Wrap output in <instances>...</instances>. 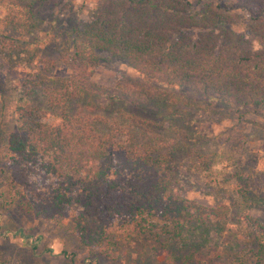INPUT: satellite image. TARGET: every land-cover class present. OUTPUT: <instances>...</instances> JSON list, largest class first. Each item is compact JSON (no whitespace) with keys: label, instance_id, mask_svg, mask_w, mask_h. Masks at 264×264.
Here are the masks:
<instances>
[{"label":"trees","instance_id":"1","mask_svg":"<svg viewBox=\"0 0 264 264\" xmlns=\"http://www.w3.org/2000/svg\"><path fill=\"white\" fill-rule=\"evenodd\" d=\"M39 1L0 0V31L31 32ZM236 27L249 38L235 37ZM101 50L125 58L137 76L95 82ZM64 55L70 76L43 87V102L19 103L20 124L7 139L11 188L29 210L50 220L69 214L81 243L93 248L109 246L117 226L171 243L189 224L229 217L228 203L205 205L175 188L171 160L183 145L208 158L189 135L167 136L149 118L96 101L139 108L163 101L177 117L185 114L173 109L180 90L188 105L194 95L264 109V0H104ZM74 100L85 104L72 111ZM38 178L45 189L33 190Z\"/></svg>","mask_w":264,"mask_h":264},{"label":"rangeland","instance_id":"2","mask_svg":"<svg viewBox=\"0 0 264 264\" xmlns=\"http://www.w3.org/2000/svg\"><path fill=\"white\" fill-rule=\"evenodd\" d=\"M104 0H45L35 3L36 27L19 35L0 31V264H264V109H233L221 102L193 95V104L182 96L173 116L163 101L145 108L108 102L110 110H124L149 118L167 136L195 142L202 161L183 145L171 160L175 188L187 198L213 206L228 203L225 220L189 224L181 238L170 242L153 234H135L132 227L117 226L107 247H88L74 231L71 217L46 219L29 210L11 188L7 167L8 135L20 122L19 103L43 102V87L55 85L71 74L64 54L73 49L77 31L94 19ZM5 9L0 6V19ZM1 26V22H0ZM235 37L248 39L236 27ZM260 42H254L256 48ZM100 62L93 80L113 86L123 74L137 76L125 58L98 51ZM66 59V58H65ZM67 61V60H66ZM72 111L84 105L74 100ZM193 154V153H192ZM38 178L33 190L45 189ZM242 216L248 217L245 221Z\"/></svg>","mask_w":264,"mask_h":264}]
</instances>
